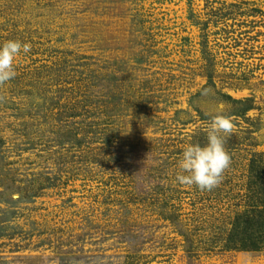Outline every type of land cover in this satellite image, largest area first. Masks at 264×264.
<instances>
[{
	"label": "rangeland",
	"instance_id": "1",
	"mask_svg": "<svg viewBox=\"0 0 264 264\" xmlns=\"http://www.w3.org/2000/svg\"><path fill=\"white\" fill-rule=\"evenodd\" d=\"M7 40L31 51L0 87V264H264L221 249L264 155V0H0ZM218 113L230 168L212 191L180 185Z\"/></svg>",
	"mask_w": 264,
	"mask_h": 264
},
{
	"label": "clouds",
	"instance_id": "2",
	"mask_svg": "<svg viewBox=\"0 0 264 264\" xmlns=\"http://www.w3.org/2000/svg\"><path fill=\"white\" fill-rule=\"evenodd\" d=\"M21 51L30 52L31 44L7 40L0 46V87L16 77L15 61ZM210 92L211 89L207 88L202 94ZM234 127L229 115L218 113L211 116L207 143L188 144L184 148L178 162L180 171L176 175V181L182 186H195L202 192L218 187L224 179V173L231 166V155L226 150L225 143L233 135Z\"/></svg>",
	"mask_w": 264,
	"mask_h": 264
},
{
	"label": "trees",
	"instance_id": "3",
	"mask_svg": "<svg viewBox=\"0 0 264 264\" xmlns=\"http://www.w3.org/2000/svg\"><path fill=\"white\" fill-rule=\"evenodd\" d=\"M247 3V2H246ZM225 5V3H224ZM241 4L234 3L230 4L231 8L239 9ZM226 7L219 9L221 12L225 10ZM252 12L262 13L258 8H254ZM224 18L228 19L225 14ZM190 19H194V15H191ZM196 26L202 28V30H207L209 28V22H201L198 20H193ZM208 34H204L203 48L204 51H208ZM206 61L204 66L207 71H211L208 74V81L213 84V77L215 74V66L213 67V58L209 54L203 55ZM213 67V68H212ZM224 98L232 103V105L237 109L239 117H245L249 111H251L253 106L251 101H243L233 99L229 95H224ZM82 103V102H81ZM87 106H83L85 109ZM76 108L70 109L74 111ZM82 114V113H81ZM78 113H71L70 118L80 117ZM85 114H91L90 111H86ZM82 114V115H85ZM91 117V116H89ZM95 125L90 123L89 128L92 129ZM92 134L93 132H89ZM88 134V133H87ZM244 194L238 195L242 198V205H238L240 210L234 213V216L229 222V231L226 237L222 238L224 251H247V252H261L264 251V155H255L251 167L248 183L246 184V190ZM166 208V207H164ZM242 208V209H241ZM175 222V219H171Z\"/></svg>",
	"mask_w": 264,
	"mask_h": 264
}]
</instances>
